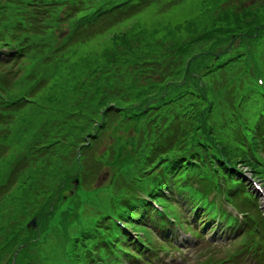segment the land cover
I'll return each mask as SVG.
<instances>
[{
	"label": "trees",
	"instance_id": "trees-1",
	"mask_svg": "<svg viewBox=\"0 0 264 264\" xmlns=\"http://www.w3.org/2000/svg\"><path fill=\"white\" fill-rule=\"evenodd\" d=\"M13 1L7 0V5ZM236 1L210 0L206 7L204 1H194L203 7V16L220 12L200 30L188 31L190 20L166 26L170 30L184 28L178 34H168L175 40L166 47L149 44L151 30L139 26L113 34L112 40L97 51L78 53L92 35L67 44L74 59L64 55L56 71L43 76L35 72L30 75L29 64L41 57L38 43L52 41L54 33L63 30L64 7L68 9L63 19L78 30L93 24L90 12L102 14L100 1L15 0L18 28H27L18 39L14 58L9 60L14 67L19 66L17 72L10 80L6 72L0 79V169L7 152L21 148L27 153L23 170L0 193V264L21 244L26 245L23 252L33 249L38 235L36 230L25 228L27 222L33 217L47 222L58 207H69L62 204L69 199L65 193L81 176L79 170L87 175L82 157L85 148H93L116 121L122 127L132 116L145 125L144 134L132 142V157L126 160L134 167L133 180L150 183L151 174L165 170L163 175L158 173L152 197L179 224L184 206L170 201L177 185L188 178L206 181L209 186L224 180L229 200L240 201L246 217L243 237L235 246L242 245L250 252L256 237L258 250H264L263 211L246 190L250 184L243 174L247 169L264 183V85L258 81L264 78V63L260 61L262 73L255 69L248 72V80L243 72L237 76L233 69L242 62L241 47L252 46L250 41H264V0L241 10ZM174 2L169 0L168 5ZM43 3L50 6L44 13ZM228 4L232 6L226 8ZM10 14L0 9L1 17ZM192 31L194 34L189 35ZM24 67L29 69L25 76ZM241 79L242 84L233 88V81L239 83ZM112 115L116 121L110 122ZM10 189L18 190V194L12 195ZM200 194L205 205L199 207L194 221L202 225L204 233L215 222L214 209L205 200L207 192ZM180 195L187 205L191 203L189 194ZM116 200V214L134 231L142 229L144 238L135 241L104 214L97 229L82 231L83 242L74 239L71 252L63 255L64 264H93L86 247L100 250L106 264L134 262L164 247L152 238L151 229L157 226L167 230L170 222L157 209L133 200L130 191ZM222 225L229 227L232 235L238 228L229 218ZM241 249L228 250L227 257L233 251L238 257Z\"/></svg>",
	"mask_w": 264,
	"mask_h": 264
},
{
	"label": "rangeland",
	"instance_id": "rangeland-1",
	"mask_svg": "<svg viewBox=\"0 0 264 264\" xmlns=\"http://www.w3.org/2000/svg\"><path fill=\"white\" fill-rule=\"evenodd\" d=\"M195 2H199V1H204L203 7H206V5H208L210 3V0H194ZM193 0H184L181 4L179 5H175V6H169L168 2L169 0H160L156 6V4H153L147 8H145L142 12H140L136 17L135 20L125 24L119 31H123L129 27L131 28H135L137 26H139L140 29L142 30H151L155 27H159L161 25H169L171 27L173 26H177L179 24H183L186 20L190 19V23L188 25L187 30H200L205 28L210 22L211 20H213L212 18L216 17L219 12L217 13V15H208L206 14L205 16L202 15L203 12V7L202 9L199 8L201 6H197L194 4ZM250 1V0H249ZM248 3L246 2V0H242L241 3H239V5H247ZM217 6V5H216ZM232 6V4H228L226 5V8ZM184 29V28H183ZM183 29H178L177 31L181 32ZM194 34V31L190 32L189 35ZM187 35V32H186ZM111 40V36H106L103 37L97 41H95L93 44L89 45V47L85 48L83 50V53L86 52H93V51H97L99 49H101L102 47L106 46ZM261 51L263 52V54L261 55V57L264 59V42L261 43ZM77 57V55H76ZM233 69L235 71H237L238 75H241V65L238 64L237 66L233 67ZM242 84V79L240 80L239 83H236L237 87ZM79 119H76V122ZM137 125L136 124H131L129 127L130 131L125 132L124 134L126 135V137L128 136V134L133 135L134 133H136L135 130ZM101 141H99V143L97 144V147L95 148L94 152H90L88 153V157H90L91 155H97V154H101L103 152V150L107 147H111V145L114 143V141L111 139V136L108 135L107 137L105 136L103 143L101 144ZM111 144V145H110ZM6 158L1 159V164L5 161ZM90 171L92 172H98L99 177L93 185V189H100L102 191L105 190V188L109 185L111 178H112V169L108 168V167H97L96 169L94 168H90ZM1 181H4L3 178H0ZM106 193V192H105ZM71 225L75 224L76 221L73 219V217L71 218L70 222ZM57 225V223L55 224ZM38 235V239L40 237H42L44 235V230L38 231L37 232ZM214 235V233L212 234V236ZM209 252V251H208ZM202 254L196 251H192V252H188L186 253V256L184 257H180L177 256V261H168L167 264H195L196 262H202L206 259L205 256H203L202 258H200ZM203 255H205V251L203 253ZM182 259L186 260L182 261Z\"/></svg>",
	"mask_w": 264,
	"mask_h": 264
},
{
	"label": "water",
	"instance_id": "water-1",
	"mask_svg": "<svg viewBox=\"0 0 264 264\" xmlns=\"http://www.w3.org/2000/svg\"><path fill=\"white\" fill-rule=\"evenodd\" d=\"M35 225V221L32 222Z\"/></svg>",
	"mask_w": 264,
	"mask_h": 264
}]
</instances>
